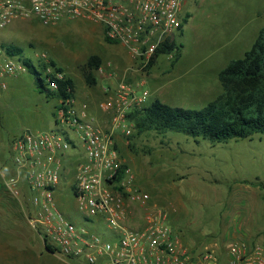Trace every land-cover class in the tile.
<instances>
[{
  "label": "rangeland",
  "instance_id": "rangeland-1",
  "mask_svg": "<svg viewBox=\"0 0 264 264\" xmlns=\"http://www.w3.org/2000/svg\"><path fill=\"white\" fill-rule=\"evenodd\" d=\"M185 10L191 17L176 36L179 51L160 55L152 73L167 71L170 93L160 102L199 110L222 92L216 72L242 58L264 29V0H187ZM7 46L34 61L45 53L73 80L77 106H87L98 125V115L104 114L100 109L104 80L97 74L96 86H87L81 68L90 55L106 60L111 48L122 51L104 41L100 27L83 19L47 26L35 18L14 21L0 33V48ZM178 54L174 63L171 56ZM144 80L145 89L152 92L151 81ZM207 85L209 93H202ZM40 86L33 74L19 73L7 79L0 100V264H71L45 250L41 258L36 256V235L18 202L3 188L2 175L9 165L6 140L26 131L58 130V103ZM44 87L48 89L45 82ZM155 99L151 94L147 103ZM132 129L129 137L118 136L120 158L131 169L135 186L168 211L170 225L186 245L227 249L237 239L254 243L264 236V134L212 143L172 131ZM59 189L61 212L81 222L73 198L66 199L64 184Z\"/></svg>",
  "mask_w": 264,
  "mask_h": 264
},
{
  "label": "built area",
  "instance_id": "built-area-1",
  "mask_svg": "<svg viewBox=\"0 0 264 264\" xmlns=\"http://www.w3.org/2000/svg\"><path fill=\"white\" fill-rule=\"evenodd\" d=\"M186 1L0 0V33L14 21L32 18L45 26L89 19L134 62L121 74L107 66L114 82L102 88L100 109L109 114L105 128L84 109L77 110L74 98H66L57 101V132L26 131L6 143L12 174L2 175L3 188L18 202L30 229L63 259L85 264H264V236L254 243L237 239L227 249L186 245L170 225L168 211L135 186L131 169L120 158L118 136L132 134L128 115L150 95L144 87L148 65L162 44L176 41ZM31 61L47 90H57L64 74L49 65L47 55L42 52ZM26 71L18 56L0 48V100L7 79ZM66 93H71L69 87ZM1 133L0 126V140ZM63 184L83 224L61 212Z\"/></svg>",
  "mask_w": 264,
  "mask_h": 264
},
{
  "label": "trees",
  "instance_id": "trees-1",
  "mask_svg": "<svg viewBox=\"0 0 264 264\" xmlns=\"http://www.w3.org/2000/svg\"><path fill=\"white\" fill-rule=\"evenodd\" d=\"M188 18L189 15H184L180 32ZM104 41L116 44L105 38ZM174 50L179 51L175 40L162 44L146 72L148 73L151 69L157 57L170 54ZM6 51L11 56L18 53L16 56L18 55L28 72L40 82V87L48 98L56 101L74 98L73 80L66 76L63 69L58 67L54 61H50L49 65L55 71L63 73L64 79L58 82L57 90L50 91L45 89L40 73L36 71L30 59L21 58L20 50H14L10 46L6 47ZM178 57L179 55L175 57L174 61ZM101 65L102 60L99 56L90 55L87 57L81 68L87 86L94 87L97 84L96 73ZM217 79L222 89L221 94L199 110L171 107L159 100L133 109L128 117L133 123L135 131L138 133L172 131L182 133L194 140L205 139L212 143L251 139L255 134H264V29L259 31L251 48L244 53L242 58L231 61L218 72ZM67 87L71 89L69 94L66 93ZM9 140L10 138L6 140V143ZM39 238L41 239V237ZM43 245L46 252L56 254L53 246L47 242H43ZM67 262L71 264L84 263L79 260Z\"/></svg>",
  "mask_w": 264,
  "mask_h": 264
},
{
  "label": "crops",
  "instance_id": "crops-1",
  "mask_svg": "<svg viewBox=\"0 0 264 264\" xmlns=\"http://www.w3.org/2000/svg\"><path fill=\"white\" fill-rule=\"evenodd\" d=\"M183 13H184V15H189V18H188V20H189L191 16L185 10V5H184V8H183ZM79 19H83V18H79ZM75 20H78V19H75ZM83 20L92 22V23L96 24L98 27H100L94 21H91L89 19H83ZM61 21H63V20H61ZM61 21H59V22H61ZM57 24H55V25H57ZM92 31L94 32V31H96V29H94V30L92 29ZM182 33H183V28H182V31L180 32L179 35H181ZM107 44L109 46H113V45L119 46L120 49L122 48L121 49L122 51H116V50H114V48H111L112 50H110L109 56H107L108 58L106 60H104V59L101 58L102 65H101V67L99 69H102L103 72H99V70H98L97 73H96V75L99 74V76L101 77V79L104 80L103 81V84H102L103 86L101 87V91H102V88L104 86H106V85L114 82L113 79H110L109 78V70H108V67H107L108 65H111V68H109V69H112L113 71L117 72L118 74H121L122 72H124L125 69H128L129 67H131L134 64L130 53L126 49H124L123 46H121L119 44H109V43H107ZM157 61H158V57L155 59V62L153 64V66L148 71L147 76L145 77V78L149 79L151 81V83H152V89H153V91L152 92L150 91V93L156 96V99L155 100H158L159 98L164 99V97L169 96V93H170V91L168 89V86H167V83L165 84V76L164 75H165V73H167V71L164 70V71H161L160 73H157V74L156 73L155 74L152 73L153 68L155 66H157ZM177 61H178V59L176 61H174V63H177ZM171 66H173V64H171ZM221 70H219V71H221ZM219 71L216 72V75L218 74ZM136 78H138V77L136 76ZM97 82H98V80H97ZM201 92L202 93L203 92L204 93H209V87H208V85L206 86V88L204 90L202 89ZM74 99H75V108L77 110L81 111V110L84 109L88 114H89V112L91 113V111L88 112V109L89 108H87V106H85V105H83L81 107L77 106V101L78 100H77L76 89H74ZM162 103H164V102H162ZM98 117H100V119H99V123H98L97 126L100 127V128H105L106 125H107V123H108V120H109V114L104 113V114H101L100 116L98 115ZM6 171H7V173L6 174L4 173L5 176L6 175H9V173L11 174V172H12L11 171V167H9L8 164L6 165ZM35 240L38 243V247L36 249V253H37L36 256L39 257V258H41L42 257V252H43V250H45L44 249V245H43L42 240L37 235H36V239ZM46 254L48 255L49 253L46 252ZM2 257H4V260L5 261H10V260L7 259V257L5 255L2 256ZM22 262H27V261L24 259ZM29 262H31V261H29ZM64 262H67V261H64Z\"/></svg>",
  "mask_w": 264,
  "mask_h": 264
}]
</instances>
